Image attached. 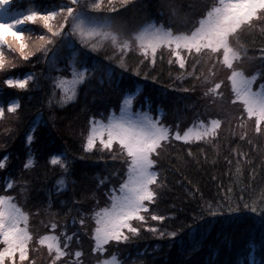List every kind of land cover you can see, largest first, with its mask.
<instances>
[{
    "label": "snow or ice",
    "instance_id": "snow-or-ice-1",
    "mask_svg": "<svg viewBox=\"0 0 264 264\" xmlns=\"http://www.w3.org/2000/svg\"><path fill=\"white\" fill-rule=\"evenodd\" d=\"M131 56L137 57L132 64ZM37 62L46 65L47 73L40 75L51 82L46 101L51 114L45 117L38 110L29 122L24 169L36 163L32 144L37 129L54 126L58 119L52 109L75 102L82 86L99 79L101 85L119 89L116 107L89 116L82 146L86 153L95 150L101 158L122 161L124 174L119 176V169L110 173L120 180L115 186L109 176L99 179L98 187L110 185L104 189L107 202L101 207L97 201L90 211L78 205L95 200V192L62 201L72 205L63 215L51 211L50 196L47 222L41 221L40 227L30 224V218L42 210L21 206L19 193L26 192L29 182L7 174L0 184V264H145L129 261L121 245L138 238L142 228L159 236L177 235L154 223L166 219L156 208L167 186V169L161 165L176 142H183L194 160H207L209 147L217 155L226 151L223 159L242 193L250 186L243 184L244 171L252 182L257 159L264 168V0H156L151 5L145 0H0V119L7 114L19 121L21 99L11 90L41 85L37 73L17 69ZM159 65L177 68L175 82L190 81L182 91L199 89L200 106L191 117L179 115L169 124L162 119L163 109H153L150 98L142 96L138 82L121 84L125 72L155 81L157 75L149 76V71ZM117 67L123 70L120 77L114 75ZM257 79L261 82L254 88ZM189 118L191 123L183 127ZM191 145L204 147L193 152ZM9 155L0 152V169L7 170ZM172 155L183 162L179 153ZM74 159L68 151L50 155L49 162L62 170L57 191L75 183ZM230 192L232 185L223 202L205 201L201 211L239 212L241 206L229 198ZM243 208L264 218V189ZM84 234L93 241L87 254ZM249 248L255 264L256 243L250 242Z\"/></svg>",
    "mask_w": 264,
    "mask_h": 264
},
{
    "label": "trees",
    "instance_id": "trees-1",
    "mask_svg": "<svg viewBox=\"0 0 264 264\" xmlns=\"http://www.w3.org/2000/svg\"><path fill=\"white\" fill-rule=\"evenodd\" d=\"M155 2L156 0H145V3L150 5ZM108 54L98 53L95 55ZM136 59V56H131L129 63H134ZM25 67L27 71L37 73L41 87L28 91L11 90L13 93H19L22 103L20 119L15 125L14 134L16 135L11 134L10 136H14L13 140L19 144L14 148L0 147V152L10 154L7 170L0 169V184H3L4 177L9 173L14 179L28 181L26 192L19 193V189H16L22 201L21 206L25 210L32 209V207L47 210L48 200L51 196V210L63 215L72 205L70 203L62 204V201L70 202L73 198L80 200L78 197L85 194L87 188L91 191L90 193L94 190L102 193L105 188L98 187V182L100 177H104L108 172V156L101 158V154L95 150L86 153L82 146L83 141L77 140L75 137L77 135L73 134L74 126L78 127L82 123V119H80L82 110H95L94 96L96 93L100 95L103 90L100 88V84L84 85L79 90L75 102H70L63 108L54 107L52 111L55 112L58 119L54 126L49 124L37 129V138L32 144L36 163L32 167L24 169L23 165L28 153L25 134L29 122L38 110L42 111L45 117L51 114L46 104L51 82L40 75L42 72L47 73L46 65L43 62H37L34 66L26 64ZM256 67H259L258 62H256ZM122 71L117 67L114 75L120 77ZM176 71L177 68L159 65L155 72L149 71V76L157 75L158 78L155 81L125 72L121 78V84L127 85L131 81L138 82L143 89L142 96L150 98L153 109L157 106L163 109L165 115L162 116V119L170 124L171 120L168 119V116H172V112L175 114L183 109L184 115L191 117L195 109L200 106L199 93L181 90L190 85L187 78L184 82H175ZM17 72L20 73L19 69ZM169 72L172 73L171 76ZM62 74L67 75L68 73ZM260 82L257 79L254 87H258ZM172 83H176L175 88L169 87V84ZM114 88H116L115 84ZM116 92L119 93L118 88H116ZM111 107L107 110L114 109L116 102L111 103ZM154 113L157 114V112ZM7 120L15 119L7 114L5 119H0V145H3V138L7 135L5 128H1V126ZM190 123L191 119L189 118L182 121V126H188ZM85 128H87V123ZM257 144L259 146V142ZM191 146L193 152H198L199 147H204L203 145ZM62 151H68L75 155L71 169V180L75 183L70 182L68 186L57 191L59 185L56 182L60 178L62 170L59 165H52L49 162V157ZM205 151L208 152L207 160H204L202 156L194 160L187 155L186 145L183 142H176L164 154V163L161 166L167 169V186L161 190L156 208L158 214L165 215L166 219L154 223L161 225V230L165 233L177 231V235L175 237H170L167 234L159 236L142 228L138 238L121 245L126 249V254H130L129 261L134 258L137 261L143 260L145 264H252L253 260L249 258L251 251L249 243L254 242L257 245L254 255L255 264H264V218L243 208L244 203H250V196L256 198L259 196L260 190L264 189V168H261L259 159H257L254 165L256 176L252 182L247 179V170L244 171L243 184H250V186L244 188L242 193V185L233 184L234 177L229 174V165L223 159V156L228 153L222 150V154L217 155L210 147ZM173 153H179L183 162L177 163ZM86 176L89 177L81 179ZM88 178L91 182L86 181ZM229 185H232V192L227 195L233 202L240 204L239 212H223L213 215L210 212L201 211V206L205 201L223 202L226 188ZM195 189L198 191H194ZM74 195L78 197L76 198ZM106 202L107 198L105 197L102 204L105 205ZM82 204H85V201ZM88 242H85V248ZM137 251L142 252L143 255H136Z\"/></svg>",
    "mask_w": 264,
    "mask_h": 264
},
{
    "label": "rangeland",
    "instance_id": "rangeland-1",
    "mask_svg": "<svg viewBox=\"0 0 264 264\" xmlns=\"http://www.w3.org/2000/svg\"><path fill=\"white\" fill-rule=\"evenodd\" d=\"M25 66H26V64H23L19 68V72L20 73L24 72V70L27 71ZM23 67H25V68H23ZM99 76H100V73H97V78H99ZM91 84L94 85V86L100 84L99 83V79L93 80L91 82ZM100 88L103 90L102 93L100 95H98V93H96L95 96H94V99H93L94 102H95V110H93V111L92 110H87L88 112L86 110H82V113H81L82 116L80 117V119H82V123L78 127L74 126L73 134L77 135V136H75L77 140L79 139V140L83 141L82 140L83 136L81 135V132L84 131V129H87V128H85V124L87 123V117H89L90 115H94L95 113L98 114L100 111L107 110L108 108L111 107V103H115L116 102V98L119 95V93L116 92V88H114V84L111 85V86L108 85L107 83H105L103 85L100 84ZM111 90H113L114 92H110ZM192 92L199 93V97H200L199 89H197L196 91H192ZM12 93H13V91H12ZM157 114H159V113L157 112ZM179 115H184L183 109L181 111H179V112L178 111L175 112V114H173V112H172V116H170V115L168 116V119L171 120L170 124L174 123L176 118H177V116H179ZM3 124L4 125H2L1 128H5V131H6L5 133L7 134L3 138L4 147H7V148L17 147L19 142L13 140L14 136L10 137L11 134L16 135V134H14V131L16 130L15 125L17 124V120H7V121H4ZM184 127H187V125L184 126ZM22 146L24 147L23 144H22ZM107 160L109 161L108 167H107L108 172H107L106 175H104V177L105 176H109V179L111 181V186L118 185V183H120V180L117 177L110 176V173L114 169H119L120 171H119L118 175L119 176H123V174H124V164L120 160L113 161V160L109 159L108 157H107ZM71 172H72V170H71ZM87 177H89V176L83 177L81 179H84V178H87ZM102 178L103 177H100V179H102ZM86 181L91 182V180H89V178L86 179ZM69 183L70 182H68L67 186L69 185ZM98 184H99V182H98ZM108 186H110L108 182H106L103 185V187H105V188H107ZM85 191H87L85 194H81L79 197L77 195H74V197H76V198L78 197V198L81 199L82 195H90L91 194L90 193L91 191L88 190V188ZM93 192L96 193V199L95 200L88 199V200L85 201V204L78 205L79 207H83V209L85 211H90L91 208H92V205L94 203H96L97 201L99 202L101 207L104 206V204H102V201L104 202V198L106 197L105 191H103L101 193V192H98L97 190H94ZM34 209L35 208L32 207V209H29V210H26V211H30L31 212V211H34ZM52 212H56V211H52ZM73 214L78 215V213H73ZM47 218H48V209L47 210H42L40 216H38V217L37 216H32L30 218V224H32L34 226H38V224H39L38 227H40V222L43 221L44 223H46L47 222ZM94 226H95V222L92 221L90 223V227H94ZM81 240H82L83 246H84L86 241H89L88 243H86L87 244L86 248L84 247V251L87 254L89 252V250H90V247L93 245V241L91 240V237L89 235H87V234L82 235L81 236ZM86 259H87V255H86Z\"/></svg>",
    "mask_w": 264,
    "mask_h": 264
}]
</instances>
